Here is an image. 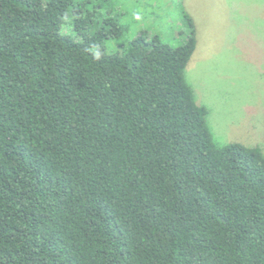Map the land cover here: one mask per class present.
<instances>
[{
  "label": "trees",
  "instance_id": "obj_1",
  "mask_svg": "<svg viewBox=\"0 0 264 264\" xmlns=\"http://www.w3.org/2000/svg\"><path fill=\"white\" fill-rule=\"evenodd\" d=\"M120 0H0V264H264V143L217 146L196 48Z\"/></svg>",
  "mask_w": 264,
  "mask_h": 264
},
{
  "label": "rangeland",
  "instance_id": "obj_2",
  "mask_svg": "<svg viewBox=\"0 0 264 264\" xmlns=\"http://www.w3.org/2000/svg\"><path fill=\"white\" fill-rule=\"evenodd\" d=\"M181 7L193 20L196 48L184 71L217 146L264 143V0H120L127 37L145 30L178 46Z\"/></svg>",
  "mask_w": 264,
  "mask_h": 264
}]
</instances>
